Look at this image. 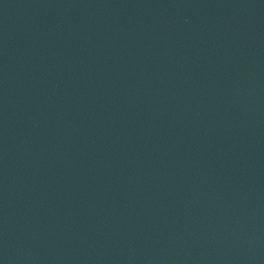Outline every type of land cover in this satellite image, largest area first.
Instances as JSON below:
<instances>
[{"label":"water","instance_id":"water-1","mask_svg":"<svg viewBox=\"0 0 264 264\" xmlns=\"http://www.w3.org/2000/svg\"><path fill=\"white\" fill-rule=\"evenodd\" d=\"M0 264H264V0H0Z\"/></svg>","mask_w":264,"mask_h":264}]
</instances>
